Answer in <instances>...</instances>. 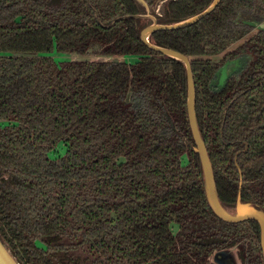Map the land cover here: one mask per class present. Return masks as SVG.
Listing matches in <instances>:
<instances>
[{"label":"trees","instance_id":"obj_1","mask_svg":"<svg viewBox=\"0 0 264 264\" xmlns=\"http://www.w3.org/2000/svg\"><path fill=\"white\" fill-rule=\"evenodd\" d=\"M143 1L152 10L157 0ZM211 1L166 0L156 20H185ZM248 6L220 0L196 23L149 37L190 59L196 120L222 204L235 199L217 175L234 168L242 140V171L264 164V31L233 21ZM144 12L134 0H0V240L19 264H212L211 254L243 240L250 223L244 264H264L259 225L223 221L208 204L185 69L140 39L149 22L135 16ZM240 40L230 57L249 55L246 69L211 91L220 64L206 56ZM92 43L105 57L138 59L49 55H83ZM60 143L64 153L52 158ZM241 199L264 211L253 197Z\"/></svg>","mask_w":264,"mask_h":264},{"label":"water","instance_id":"obj_2","mask_svg":"<svg viewBox=\"0 0 264 264\" xmlns=\"http://www.w3.org/2000/svg\"><path fill=\"white\" fill-rule=\"evenodd\" d=\"M138 4L142 5L145 8V12L136 15L135 17L141 18L143 20L148 21L149 23L145 25L140 30V39L152 50L165 55L167 57L174 58L178 61H180L185 69L186 74V107H187V116H188V122L189 127L192 135V139L194 142L193 150L196 152L199 156L201 169H202V175H203V181H204V189L206 198L208 201V204L214 214L218 216L219 218L229 221V222H236L241 221L245 219H254L258 222L260 226V244L262 249V254L264 258V212L255 206L251 205L250 203H242L238 197L236 207H235V213H230L225 210L224 205L221 203V201L218 198L216 186L214 182V176L212 171V166L210 159L208 157L207 150L205 148L202 135L200 133L197 120H196V114H195V88H194V80H193V73L191 69V63L188 56L175 51L168 47H163L156 45L152 42H150V35L157 30H173L178 29L187 25H191L208 15L210 12H212L216 6L219 4L220 0H212L210 4L200 11L199 13L185 19L179 22L170 23V24H162L158 23L156 20L157 15L154 12V7L157 3L155 2L152 10L146 7V4L143 0H134ZM161 2H164L166 0H160ZM151 17V19L148 18ZM257 30H264L262 26L257 27ZM94 48H99L100 45L98 43L94 44ZM100 51V49L98 50ZM91 48H88L86 54L83 55H74L69 60H75V61H86V60H92L95 59L93 55ZM102 54H96L95 56H100ZM103 56V55H102ZM115 57V56H112ZM121 57V56H119ZM98 60V59H96ZM108 61H114V59H109ZM118 61V60H117ZM116 61V62H117ZM124 61V60H119ZM222 73V81L226 75V71L223 69L221 71ZM228 249H224L222 251H217L213 254L212 262L215 264H225V259L228 260L230 257ZM228 257V258H227ZM225 258V259H224ZM0 264H19L17 260L12 256L8 248L5 246V244L0 240Z\"/></svg>","mask_w":264,"mask_h":264},{"label":"flooded vegetation","instance_id":"obj_3","mask_svg":"<svg viewBox=\"0 0 264 264\" xmlns=\"http://www.w3.org/2000/svg\"><path fill=\"white\" fill-rule=\"evenodd\" d=\"M244 1L246 3H248L249 6L248 7H245V8H242V9H239L236 12V15H235V17L233 19V21L235 22V24L242 25V24L238 23V21L236 20V17H237V14L239 12H241V11H247V10H249L251 12L252 17L254 16L253 18L260 20V12H261V14H263V12H264V8H262V7H264V2H262L261 0H255L257 2V4L259 5V7L253 9L252 8V2H251V0H244ZM157 15H159V14H157ZM243 26L247 27L244 24H243ZM247 28L250 30V32H257V31H259V30H257V27H255V26L254 27H251V28L250 27H247ZM261 31H264V30H261ZM240 41H237L235 43H238V42L240 43ZM235 43H232V44H235ZM94 44L95 43H92L89 48L92 49V52H90V53H93V55H96L97 54V51L100 49V47L96 49V48H94L95 47ZM227 48H226V50H227ZM234 50H232L231 52H227V53L225 51H223V52L219 53V55L225 52L226 53V54L224 53L225 56L226 57H230L231 56L230 53H232ZM245 55H247V54H243L242 53V54H238L237 56L231 57V58H236V57H241V56L243 57ZM135 57L138 59L137 56H135ZM137 59H135V61ZM92 60H96V59H92ZM210 60H212V59H210ZM223 60L224 59H222L220 61L212 60V61L217 62V63L220 64L219 67H218V69L215 71L214 75L212 76L211 81H210V86L209 87H210L211 91H213V92H218V91L222 90V88L226 85V83L228 82L229 79H232V78L237 79L243 73V71L246 69V67L248 65V62L250 60V56H249V59H247L244 67L242 68V70H240L237 74H234L231 77L227 78V80L224 82V84L219 89L214 90V89H212V80L215 78V76L217 75V73L220 71V67H221V64L223 63ZM134 62H132V63H134ZM242 142H243V147L241 149L237 150L234 153V157H233L234 168H231L228 171L222 170V172L219 173V175H217L218 182L221 184L222 188L226 192H229L227 194L228 195H230L231 193L234 194L235 201L233 203H231V204L230 203L229 204H223L225 210L228 211V212H230V213H235V207H236V203H237L238 197H239V199H240V201L242 203H250L251 205H253L255 207H256V205L254 204L255 202L253 203V202H250V201H243L241 199V197L242 196H245V197L246 196H250V197H253V199L256 202H258L259 204H261V205L264 204V164H258V162L257 163L254 162V163H256V164H254V167L255 168L251 169V174L250 175H247V173H246L245 170L242 171L241 167L239 166V163L236 161L238 155L243 154V153H247V149H248L247 144H245V142L243 140H242ZM182 159H183V156H182ZM182 162H183V160H182ZM240 164H241V160H240ZM235 172H236V175H235ZM257 185H261L262 186V190H260L257 187ZM229 187L233 188L232 191H228V188ZM229 198H231V197L229 196ZM258 203H256V204H258ZM219 219H221V218H219ZM221 220H223V219H221ZM223 221H225V220H223ZM248 221H253V222H256L258 224V222L256 220H254V219H245V220L236 221V222H229V221H226V222H228V223H234V224H238V223L239 224H243V223L249 224ZM246 227L247 228L249 227L248 231H245L241 235H239L240 237L243 238V240H240L234 246L227 247V248H221V249H218V250L214 251L211 254V256L209 257L210 263L215 264L214 262H212V257H213V254L215 252L222 251L224 249H228L229 250V253H230V255H228V257H230V259H229V262H228V260H226L224 258L225 261H227V262H225V264H244L243 257H244L245 251L243 250L244 252H242L241 251V247L242 248H243V246L246 247V244L249 241V239H252L255 236V231L253 230L254 229V225L252 223H250L249 225H246ZM259 228H260V226H259ZM177 229H178L177 225H174L173 226V232L175 233L177 231ZM259 247H260V251H261V255H262V260L264 261L263 254H262V249H261V244H260V232H259Z\"/></svg>","mask_w":264,"mask_h":264},{"label":"rangeland","instance_id":"obj_4","mask_svg":"<svg viewBox=\"0 0 264 264\" xmlns=\"http://www.w3.org/2000/svg\"><path fill=\"white\" fill-rule=\"evenodd\" d=\"M252 2V8L255 9V8H258L259 5L257 4V2L255 0H251ZM163 2H161L160 0L157 1L155 7L153 8L154 9V12L156 14H160L161 13V5H162ZM264 8V7H262ZM263 12V11H262ZM254 17V16H253ZM252 17V14L249 10L247 11H241L237 14V17H236V20L238 21V23L240 24H244L246 25L247 27H259V26H262V28H264V12L263 14H261L260 12V20L258 19H255ZM149 19H151V17L148 16ZM253 29V28H252ZM255 29V28H254ZM242 41V40H241ZM240 41V43H241ZM238 43H235V44H231L227 50L225 51L226 53L227 52H231L232 50H234L239 44ZM224 52V53H225ZM222 53V54H218V55H212V56H206L212 60H216V61H220L222 59L223 60V63L221 64V67H220V71L217 73V75L215 76V78L212 80V89L216 90V89H219L223 84L224 82L227 80V78L231 77L232 75L234 74H237L240 70H242V68L244 67L247 59H249V56L248 55H245V56H241V57H236V58H231V57H226L225 54ZM56 62H60V61H65V60H69L72 56H74L73 54H64V53H58L56 51H53L49 54ZM95 57V59H98V60H109V59H114V61H119V60H124L128 63H132L135 61V59H137L135 57V55H128V56H115V57H105L104 55H100V56H95V55H92ZM225 70L226 71V75L222 81V73L221 71L222 70ZM65 151V146L60 143L58 144L55 149L53 150V152H51L50 156L52 158H55L59 155H62ZM183 163H185L186 161V157L183 156Z\"/></svg>","mask_w":264,"mask_h":264}]
</instances>
